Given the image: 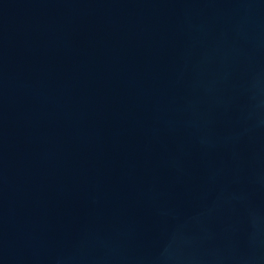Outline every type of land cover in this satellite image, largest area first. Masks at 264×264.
<instances>
[{
	"label": "water",
	"instance_id": "1",
	"mask_svg": "<svg viewBox=\"0 0 264 264\" xmlns=\"http://www.w3.org/2000/svg\"><path fill=\"white\" fill-rule=\"evenodd\" d=\"M0 264H264V0H0Z\"/></svg>",
	"mask_w": 264,
	"mask_h": 264
}]
</instances>
